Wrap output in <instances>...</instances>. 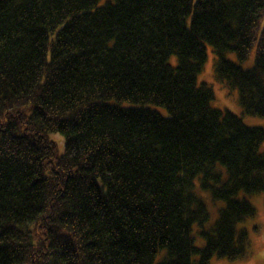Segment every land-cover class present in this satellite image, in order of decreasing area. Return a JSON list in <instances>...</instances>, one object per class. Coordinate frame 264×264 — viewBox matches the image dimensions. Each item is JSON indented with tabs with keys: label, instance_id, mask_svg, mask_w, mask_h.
Wrapping results in <instances>:
<instances>
[{
	"label": "trees",
	"instance_id": "16d2710c",
	"mask_svg": "<svg viewBox=\"0 0 264 264\" xmlns=\"http://www.w3.org/2000/svg\"><path fill=\"white\" fill-rule=\"evenodd\" d=\"M99 2L0 0V264L246 256L256 209L238 195L264 194V128L197 75L210 46L264 116V0ZM195 180L223 202L210 226Z\"/></svg>",
	"mask_w": 264,
	"mask_h": 264
},
{
	"label": "rangeland",
	"instance_id": "374dc122",
	"mask_svg": "<svg viewBox=\"0 0 264 264\" xmlns=\"http://www.w3.org/2000/svg\"><path fill=\"white\" fill-rule=\"evenodd\" d=\"M107 0H100L99 5H102ZM227 57L236 60V54L234 52H228ZM172 62H175V57L172 58ZM254 63V52L250 57L242 63L245 67H250ZM205 82L212 86L214 90L215 98L212 101L214 107L220 109H227L231 112L240 115L243 121L250 126H261L264 128V116L251 115L244 113L243 108L238 102V94L234 90H229L225 88L220 82L215 78V56L210 46H207V59L203 65L202 70L197 75V83L201 84ZM160 110L163 114H167L165 108L152 106ZM59 144H61L62 136L57 134H51ZM59 149H63V144ZM195 191H201V195L207 203L209 210V219L206 222V226H210L218 215L219 208L223 205L222 201L214 200L210 193L206 190L200 188L199 180H195ZM239 197L247 198L256 209V214L252 217L247 218L242 221L239 226L246 228L250 235V250L249 253L238 259H227L223 257L214 256L208 264H264V194H247L240 192ZM200 230V226L194 224L193 234L195 236V244L197 246H202L203 238L197 235L196 232Z\"/></svg>",
	"mask_w": 264,
	"mask_h": 264
}]
</instances>
